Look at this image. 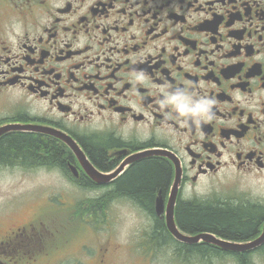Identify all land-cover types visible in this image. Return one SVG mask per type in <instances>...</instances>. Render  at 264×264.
Wrapping results in <instances>:
<instances>
[{
    "label": "flooded vegetation",
    "instance_id": "1",
    "mask_svg": "<svg viewBox=\"0 0 264 264\" xmlns=\"http://www.w3.org/2000/svg\"><path fill=\"white\" fill-rule=\"evenodd\" d=\"M178 89L214 100L213 119L177 118L163 102ZM14 125L0 146L33 133L69 156L0 159V264H264V0H0V129ZM89 142L105 146L110 168ZM153 150L167 156L111 176ZM147 159L171 169L151 208L117 189ZM177 176L175 221L179 203L225 204L259 211L256 232L189 233L176 221L175 236L166 211ZM123 206L148 230L119 236Z\"/></svg>",
    "mask_w": 264,
    "mask_h": 264
},
{
    "label": "trees",
    "instance_id": "2",
    "mask_svg": "<svg viewBox=\"0 0 264 264\" xmlns=\"http://www.w3.org/2000/svg\"><path fill=\"white\" fill-rule=\"evenodd\" d=\"M87 151L101 168L108 169L112 166L107 160L105 146L89 142ZM22 155L23 158L41 156L60 162L69 153L62 144L41 135L10 134L0 146V159L19 158ZM170 177L171 169L166 161L147 159L133 166L117 182V189L151 208L156 190L164 189ZM261 218L259 211L247 207L199 201L179 203L176 212L178 225L189 233L207 231L238 239L253 235ZM157 230L162 232L164 228L158 225Z\"/></svg>",
    "mask_w": 264,
    "mask_h": 264
},
{
    "label": "water",
    "instance_id": "3",
    "mask_svg": "<svg viewBox=\"0 0 264 264\" xmlns=\"http://www.w3.org/2000/svg\"><path fill=\"white\" fill-rule=\"evenodd\" d=\"M16 126H11V127H7V128H1L0 129V134L5 132L6 130H11L14 129ZM30 127H23V130H27ZM45 132H49V131H45ZM58 137H60L61 139H63L64 141L67 142V144L74 150V152L77 154V156L80 158L83 166L85 167V169L89 172V174L97 181H101L100 177H102L103 175L99 174V172H97V170L89 163V161L87 160L85 154L82 152V150L79 148V146L77 145V143L72 140L71 138H66L61 136L60 134H57ZM151 154H155V155H163V156H167V154L164 151L161 150H153V151H149V152H145L144 154H139L138 156H134L132 158H130L129 160L123 162L120 167L117 169V171L111 175V176H115V174H117L118 172L122 171L123 168L126 166V164L130 161L136 160L137 158H141L143 156L146 155H151ZM178 183H179V178L178 176L175 178L174 183H173V187H172V191H171V195H170V200H169V205L166 211V221H167V226L169 228V230L177 237H184L183 234L179 231L177 225H176V221H175V212H174V205H175V200H176V195H177V188H178ZM160 208H162L161 206V198H158V212H161ZM264 234V233H263ZM198 239L199 238H205L208 239L209 237L213 238V235L210 233H202L197 235ZM215 242L219 243L217 240H215ZM257 242H252V244L246 245L244 246V248L246 247H250L253 244L258 243ZM236 249H241L239 248V246H235ZM242 248V249H244ZM241 249V250H242Z\"/></svg>",
    "mask_w": 264,
    "mask_h": 264
},
{
    "label": "clouds",
    "instance_id": "4",
    "mask_svg": "<svg viewBox=\"0 0 264 264\" xmlns=\"http://www.w3.org/2000/svg\"><path fill=\"white\" fill-rule=\"evenodd\" d=\"M137 79H142V76ZM163 103L171 106L175 110L177 118H183L185 122L191 121L199 125L203 121L213 119L214 100L206 96L193 97L185 89L169 92Z\"/></svg>",
    "mask_w": 264,
    "mask_h": 264
},
{
    "label": "rangeland",
    "instance_id": "5",
    "mask_svg": "<svg viewBox=\"0 0 264 264\" xmlns=\"http://www.w3.org/2000/svg\"><path fill=\"white\" fill-rule=\"evenodd\" d=\"M49 177V176H45ZM35 182H40V180H37ZM41 182H46V180H41ZM28 184L23 185V187L30 186L29 182ZM62 186V185H61ZM113 214L118 216L119 222H121L120 227L118 226V235L125 237L128 236L130 233H135V231L138 230V228L144 230H148L147 226V219L145 215L142 213L136 214L133 212L131 208H126V207H118L116 211L113 212Z\"/></svg>",
    "mask_w": 264,
    "mask_h": 264
}]
</instances>
